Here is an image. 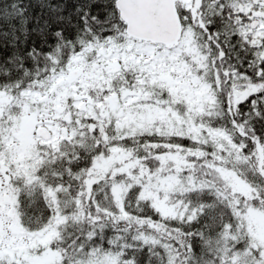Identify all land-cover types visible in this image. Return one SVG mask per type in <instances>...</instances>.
Here are the masks:
<instances>
[{
    "label": "snow or ice",
    "instance_id": "snow-or-ice-1",
    "mask_svg": "<svg viewBox=\"0 0 264 264\" xmlns=\"http://www.w3.org/2000/svg\"><path fill=\"white\" fill-rule=\"evenodd\" d=\"M0 264H264V0H0Z\"/></svg>",
    "mask_w": 264,
    "mask_h": 264
}]
</instances>
